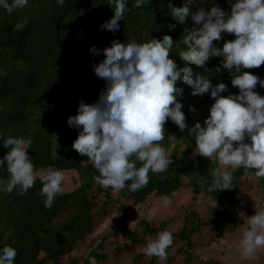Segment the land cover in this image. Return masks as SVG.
<instances>
[{"label": "trees", "instance_id": "obj_1", "mask_svg": "<svg viewBox=\"0 0 264 264\" xmlns=\"http://www.w3.org/2000/svg\"><path fill=\"white\" fill-rule=\"evenodd\" d=\"M108 3L109 0H64L61 6L57 0H28L25 7L11 14L0 8V134L6 135L11 130L12 136L27 141V153L34 170L50 166L73 169L82 179L77 189L57 195L51 208L45 207V198L39 195L42 184L38 177L34 187L24 195L15 190L11 194L0 191V249L7 244L17 250L14 264H79L74 259L63 263L60 258L91 229L95 202L86 190L94 183L93 175L98 173L87 162L83 163L84 156L72 149L80 129L70 128L67 120L78 114L81 99L85 103L97 102L105 86L106 82L92 69L93 64L104 59L102 52L100 55L90 52L93 45L103 49L117 39L122 43L129 38L144 43L170 35L174 41L170 58L179 68L190 67L193 79L196 75H206L213 85L226 84L228 90L220 95L239 94L238 88L231 84L230 71L222 68V57L210 58L203 68L180 59V52L187 50L182 44L184 29H191L194 24L190 16L185 24L178 23L172 18L168 5L181 7L184 0H149L147 7L142 8L133 7L135 0H126L129 11L119 22L120 29L115 34L100 29V25L114 15ZM213 4L230 13L231 5L227 0H209V8ZM198 8L196 4L192 11ZM172 24L175 28L170 30ZM233 39V34L222 33V39L213 43L222 48L225 41ZM217 67H221L219 73L215 72ZM242 71L264 79V65ZM177 85L183 90L178 100L184 105L182 111L188 127L196 122L203 126L214 99L210 93L192 95L193 89L182 81ZM261 90L264 88L259 85L254 89L257 93ZM165 128L163 142L166 145L170 143L167 135L176 138L168 154L172 165L162 174L150 172L149 183L141 190L130 193L125 188L120 191L121 195L132 198L135 203L153 192L169 196L185 177L194 194L201 192L214 203L217 201L209 219L214 227L233 230L239 221L235 204L240 179L245 172L254 174L255 170L241 167L234 172V189L209 193L208 185L201 187L198 180L211 181L209 170L215 167L216 157L213 156V160L199 155L193 157L195 138L188 135V129L181 131L170 119ZM2 140L0 138V158L8 151ZM84 159L87 161L88 157ZM7 178L5 165L0 167V179ZM260 182L264 185V178ZM96 191L101 188L96 187ZM69 207L75 208L74 214L63 222H54L56 216ZM139 225L143 231L156 232V228L144 221ZM195 228L183 226L176 234L185 239ZM139 240L143 241L142 237ZM102 244L103 241L97 243L82 264H89L90 256L97 262L106 258ZM150 259L156 264V257Z\"/></svg>", "mask_w": 264, "mask_h": 264}, {"label": "clouds", "instance_id": "obj_2", "mask_svg": "<svg viewBox=\"0 0 264 264\" xmlns=\"http://www.w3.org/2000/svg\"><path fill=\"white\" fill-rule=\"evenodd\" d=\"M57 2L62 6L64 0ZM227 2L230 13L215 4L208 10L199 7L191 11L190 6L197 0H184L181 7L169 4L168 8L178 23L185 24L190 16L194 24L191 29H184L182 44L187 50L180 52V59L203 68L210 58L222 57V68L230 71L231 84L238 88V95H220L228 90L226 84L213 85L206 75L193 79L190 67L179 68L170 58L174 41L167 34L144 43L130 38L122 43L117 39L111 41L110 47L90 48L93 55L103 53V61L93 64L92 69L106 83L97 102L79 101L78 114L70 116L67 124L80 129L72 149L88 157L86 162L98 173L92 177L97 185L114 191L127 188L135 193L147 186L150 172H166L173 163L162 144L169 119L181 131L188 129V135L195 138L193 157L210 160L215 156L216 163L223 166L209 170L210 182L198 180L201 187L208 185L209 193L234 189V172L241 167L254 169L257 179L264 178V96L254 91L257 85L264 88V79L242 71L264 65V0ZM27 3L28 0H0V8L11 14ZM148 4L149 0H135L133 7ZM108 5L114 15L100 29L115 34L129 9L126 0H109ZM174 28V24L169 25L170 30ZM222 33L233 34L235 39L225 41L220 48L213 42L220 41ZM220 71L221 67L215 69ZM178 81L190 86L192 95L210 93L214 99L203 126L196 122L188 127L184 105L178 100L183 91ZM0 138L8 149L0 158V167L6 165L8 172L6 180L0 179V191L11 194L15 190L24 195L38 177L42 184L39 195L45 198V207L51 208L56 196L63 192L64 172L51 166L36 172L23 137H14L9 130ZM246 218L240 246L242 255L251 258L264 248V208L259 202L255 214ZM173 243V233L163 230L146 241L143 252L148 258L162 261ZM17 255V250L6 244L0 249V264H14ZM89 264L98 262L90 256Z\"/></svg>", "mask_w": 264, "mask_h": 264}, {"label": "rangeland", "instance_id": "obj_3", "mask_svg": "<svg viewBox=\"0 0 264 264\" xmlns=\"http://www.w3.org/2000/svg\"><path fill=\"white\" fill-rule=\"evenodd\" d=\"M196 4L205 10L210 9L209 0H197ZM196 4L190 6L191 11ZM258 93L264 96V90ZM174 143V140H170L168 145L162 142L167 155ZM84 157L82 161L86 163ZM215 167L223 166L215 162ZM62 171L65 176L63 192L77 189L82 182L81 175L73 169ZM260 180L250 172L242 175L235 204L239 221L233 230L214 227L209 219L215 203L201 192L194 194L185 177L181 178V186L171 195L153 192L139 203L123 197L120 191L104 189L94 182L86 190L95 202L91 229L61 255L60 261L65 263L74 259L82 264L89 251L103 241L102 251L106 258L98 264H152L143 252L146 241L155 238L158 232L168 230L173 233L174 243L166 250L167 258L162 261L157 258L156 264H264V248L258 249L253 257L246 258L240 246L242 229L247 227L246 217L255 214L258 202L264 208V185ZM96 187L101 191L97 192ZM74 211L73 207L64 209L54 222L65 221ZM140 221L156 228V232L143 231ZM183 226L196 228L184 239L176 234ZM141 237L143 241L139 240Z\"/></svg>", "mask_w": 264, "mask_h": 264}]
</instances>
